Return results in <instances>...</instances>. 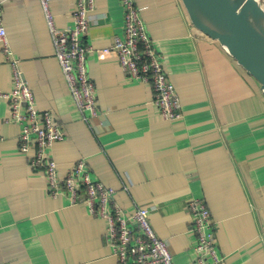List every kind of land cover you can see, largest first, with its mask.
<instances>
[{
    "label": "crops",
    "instance_id": "obj_1",
    "mask_svg": "<svg viewBox=\"0 0 264 264\" xmlns=\"http://www.w3.org/2000/svg\"><path fill=\"white\" fill-rule=\"evenodd\" d=\"M8 37L40 113L51 111L65 139L51 155L64 176L84 159L94 180L115 187V202L150 209L175 264H193L197 234L189 203L204 199L228 264H264V94L261 83L191 22L182 0H136L164 56L182 117L166 120L149 83L132 79L115 53L100 56L122 33L121 0H96L87 42L97 114L82 113L62 77L39 0H0ZM264 8V0H260ZM75 0H53L61 29L74 24ZM14 77L0 43V92ZM0 97V264H118L106 221L84 201L48 190L30 166L20 126ZM86 116H90L88 120ZM131 185L130 191L123 189Z\"/></svg>",
    "mask_w": 264,
    "mask_h": 264
},
{
    "label": "built area",
    "instance_id": "obj_2",
    "mask_svg": "<svg viewBox=\"0 0 264 264\" xmlns=\"http://www.w3.org/2000/svg\"><path fill=\"white\" fill-rule=\"evenodd\" d=\"M39 1L62 77L78 109L95 116L96 87L89 74L88 56L92 47L87 42V36L92 26L96 0H75L74 24L65 29L57 26L53 0ZM121 4L125 13L122 33L114 37L111 47L99 51L100 56L115 53L124 74L152 86L154 102L160 107L164 119L172 121L181 118V98L168 78L164 56L152 38L141 8L136 0H121ZM0 43L14 77L13 89L0 92V97L10 102L7 120L20 126L18 140L22 152L27 153L35 146V154L29 163L34 169L45 173L50 194L56 197L65 193L70 204L84 201L92 213L106 221L107 242L118 264H175L169 244L158 237L150 222L149 207L135 204L132 211L126 214V210L115 202L117 189L94 180L84 159L75 163L64 176L60 174L51 148L54 143L65 139V133L51 111L40 113L37 109L36 95L10 43L1 1ZM90 116L85 119L88 120ZM123 189L130 191L131 185L124 184ZM189 210L198 238L195 248L197 258L193 264H228L219 251L216 227L206 201L192 199Z\"/></svg>",
    "mask_w": 264,
    "mask_h": 264
},
{
    "label": "water",
    "instance_id": "obj_3",
    "mask_svg": "<svg viewBox=\"0 0 264 264\" xmlns=\"http://www.w3.org/2000/svg\"><path fill=\"white\" fill-rule=\"evenodd\" d=\"M192 24L218 41L264 94V8L260 0H182Z\"/></svg>",
    "mask_w": 264,
    "mask_h": 264
}]
</instances>
